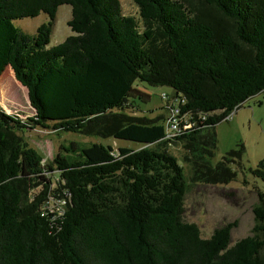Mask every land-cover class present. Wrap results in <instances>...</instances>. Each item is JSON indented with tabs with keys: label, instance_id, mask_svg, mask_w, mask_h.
Segmentation results:
<instances>
[{
	"label": "trees",
	"instance_id": "obj_1",
	"mask_svg": "<svg viewBox=\"0 0 264 264\" xmlns=\"http://www.w3.org/2000/svg\"><path fill=\"white\" fill-rule=\"evenodd\" d=\"M196 1L233 28L201 20L187 0H133L141 27L118 0H0V77L10 68L34 110L27 123L0 111V264H264V195L252 208L251 235L230 246L234 221L204 239L182 220L183 167L161 148L183 144L194 178L234 181L231 165L240 164L243 147L213 166L215 126L264 93V0ZM62 5L71 8L73 35L47 48ZM41 13L48 21L34 35L14 24ZM136 83L171 88L185 111L205 120L165 139L163 116L126 112L148 99ZM36 127L140 148L93 144L72 159L61 147L44 166L18 136ZM36 179L44 189L30 197ZM49 193L64 201L61 213L42 209Z\"/></svg>",
	"mask_w": 264,
	"mask_h": 264
},
{
	"label": "rangeland",
	"instance_id": "obj_2",
	"mask_svg": "<svg viewBox=\"0 0 264 264\" xmlns=\"http://www.w3.org/2000/svg\"><path fill=\"white\" fill-rule=\"evenodd\" d=\"M118 1L122 14L137 19L141 27L138 8L133 0ZM185 5L192 11L193 15L200 17L201 20L219 24L229 29L233 28V22L222 17L214 8L206 4L196 0H187ZM70 18V6H60L52 26L50 43L47 48L57 46L64 42L67 37L73 35L67 26ZM47 21V15L41 13L32 19L17 20L14 24L24 33L34 35L37 28ZM7 71H11V69H6L0 77V93L2 89L4 90L3 100H1L2 95L0 94V111L7 115L16 116L27 123V119L34 116V110L29 105L26 89L15 80H11ZM136 87L148 95V99L135 100L133 106L128 108L126 112L132 116L144 117L148 120L164 117L166 103L161 99V95L163 93L171 95L172 89L165 86H150L144 83H136ZM161 122L163 123V121ZM215 134L216 149L214 156L210 159L213 166L227 152L243 147L240 164L231 165L236 173V178L228 184H210L203 179L194 178L192 163L187 160L190 154H186L183 144L173 141L166 143L161 148L174 156L184 170L187 190L183 203L182 220L197 225L201 237L204 239L210 238L215 229L236 221V227L230 232L231 246L238 240L251 235V229L254 225L252 208L258 204V193L264 195V180L256 173V171H264V93H259L246 100L231 113L227 120L219 122L215 126ZM18 136L23 139L28 148L39 155L40 164L44 166L51 163L58 152L64 153L61 151V147L71 151L66 155L72 159H78L80 150L93 144L111 146L115 152L118 148L132 150L140 148L139 144L130 141L63 133L40 127L18 132ZM157 146L158 144L154 145V147ZM259 164H262L263 168H259ZM47 175L52 179V184L48 186V189L52 191L56 187L59 175L57 171ZM33 183H38V186L30 189V197L42 191L45 184L40 179L34 180ZM55 201L58 199L49 193L42 209L56 212Z\"/></svg>",
	"mask_w": 264,
	"mask_h": 264
},
{
	"label": "built area",
	"instance_id": "obj_3",
	"mask_svg": "<svg viewBox=\"0 0 264 264\" xmlns=\"http://www.w3.org/2000/svg\"><path fill=\"white\" fill-rule=\"evenodd\" d=\"M163 93L161 99L166 103L165 115L163 120V127L166 139H173L181 133L195 129L199 124L205 120L206 116H194L192 112L185 111L183 108L184 100L176 99L175 97ZM231 114L225 118L227 120ZM57 205V213L60 212L61 205L64 204L63 200L54 202Z\"/></svg>",
	"mask_w": 264,
	"mask_h": 264
}]
</instances>
